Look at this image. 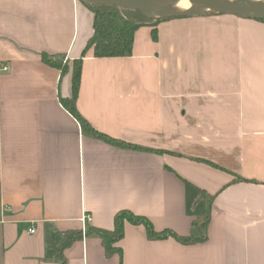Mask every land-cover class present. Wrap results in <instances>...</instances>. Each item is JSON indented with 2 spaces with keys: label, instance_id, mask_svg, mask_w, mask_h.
<instances>
[{
  "label": "crops",
  "instance_id": "obj_1",
  "mask_svg": "<svg viewBox=\"0 0 264 264\" xmlns=\"http://www.w3.org/2000/svg\"><path fill=\"white\" fill-rule=\"evenodd\" d=\"M93 16L81 0H0V264H59L69 231L82 238L65 264H264V21L183 16L138 27L130 56L86 52L79 114L156 153L85 135L60 102ZM42 52L65 53L66 72ZM204 190L205 242L150 239L125 221L121 256H107L86 233L130 210L187 234Z\"/></svg>",
  "mask_w": 264,
  "mask_h": 264
},
{
  "label": "trees",
  "instance_id": "obj_2",
  "mask_svg": "<svg viewBox=\"0 0 264 264\" xmlns=\"http://www.w3.org/2000/svg\"><path fill=\"white\" fill-rule=\"evenodd\" d=\"M89 10L94 14L93 16V34L88 38V41L83 48L81 55L78 59H74L71 63V86L72 94L70 97L60 98L62 105L73 115L80 123L81 130L83 133L91 138H98L110 145H115L122 148H130L134 150H146L152 152H159L160 150L151 149L144 146L131 144L129 142H123L114 137L94 129L84 118L79 114L76 107V97L79 90L80 76H81V66L82 60L86 52L91 50L93 56L96 57H124L132 55V48L134 44V33L141 25L147 23H157L159 21H165L172 18L179 17H160L152 18L142 13L141 11H133L129 9H119L111 4H98V3H88L84 0H81ZM264 21L263 19H259ZM258 20V21H259ZM152 38L156 39V30L152 31ZM42 61L50 65L59 71L62 74L68 69V60L66 59L65 53L50 54L46 52L40 53ZM211 163V162H209ZM234 181H243L249 182L247 180L236 176ZM233 181V182H234ZM255 182V181H253ZM215 197V194H210L208 192L201 191V199L204 203L203 213L196 216L193 219L190 227V231L187 234H177L171 231L170 229H162L156 231L151 221L148 220L145 216L138 215L128 210H120L114 215V226L113 229L107 230L103 228L90 227L86 233H94L97 236H100L102 239V244L104 251L107 256H112L115 253L120 254L122 251L116 243L122 239L123 235V226L124 222L128 221L134 224H141L146 229V235L150 239H160L173 237L182 244L198 243L205 242L207 239L206 228L210 221L212 202ZM81 231H69L64 234V240L57 248V259L59 264H65V258L63 256L62 250L69 246L73 241L81 239Z\"/></svg>",
  "mask_w": 264,
  "mask_h": 264
},
{
  "label": "water",
  "instance_id": "obj_3",
  "mask_svg": "<svg viewBox=\"0 0 264 264\" xmlns=\"http://www.w3.org/2000/svg\"><path fill=\"white\" fill-rule=\"evenodd\" d=\"M88 3L111 4L119 9L141 11L149 17H198L212 15H234L239 18L264 20V4H245L237 0H175L193 4L181 10L165 7L169 0H84Z\"/></svg>",
  "mask_w": 264,
  "mask_h": 264
},
{
  "label": "bare ground",
  "instance_id": "obj_4",
  "mask_svg": "<svg viewBox=\"0 0 264 264\" xmlns=\"http://www.w3.org/2000/svg\"><path fill=\"white\" fill-rule=\"evenodd\" d=\"M240 3H245V4H264V0H237ZM193 4H189L186 2H178L175 0H169L166 4L165 7H169L172 10H181L183 7H192Z\"/></svg>",
  "mask_w": 264,
  "mask_h": 264
},
{
  "label": "built area",
  "instance_id": "obj_5",
  "mask_svg": "<svg viewBox=\"0 0 264 264\" xmlns=\"http://www.w3.org/2000/svg\"><path fill=\"white\" fill-rule=\"evenodd\" d=\"M3 69H7V66H5V65L1 66V65H0V70H3ZM87 218H88L87 215L84 216L83 221H84V219H87ZM34 231H35L34 228L29 229V233H33Z\"/></svg>",
  "mask_w": 264,
  "mask_h": 264
},
{
  "label": "rangeland",
  "instance_id": "obj_6",
  "mask_svg": "<svg viewBox=\"0 0 264 264\" xmlns=\"http://www.w3.org/2000/svg\"><path fill=\"white\" fill-rule=\"evenodd\" d=\"M189 17V16H188ZM191 17V16H190Z\"/></svg>",
  "mask_w": 264,
  "mask_h": 264
}]
</instances>
